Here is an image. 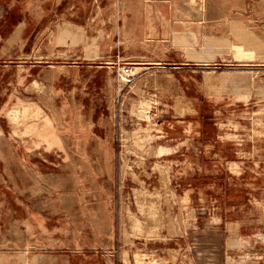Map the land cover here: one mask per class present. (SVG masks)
Instances as JSON below:
<instances>
[{"label": "rangeland", "instance_id": "374dc122", "mask_svg": "<svg viewBox=\"0 0 264 264\" xmlns=\"http://www.w3.org/2000/svg\"><path fill=\"white\" fill-rule=\"evenodd\" d=\"M30 3L0 44V264L264 253V0Z\"/></svg>", "mask_w": 264, "mask_h": 264}, {"label": "crops", "instance_id": "0c3cea01", "mask_svg": "<svg viewBox=\"0 0 264 264\" xmlns=\"http://www.w3.org/2000/svg\"><path fill=\"white\" fill-rule=\"evenodd\" d=\"M31 1L32 0H21L20 8L18 6L19 2L17 4L15 0H12V2H10L9 4H6V3L4 4L5 5L4 9L0 13V31L4 33L3 30H1V28L6 27L7 29H6V33H4L5 34L4 38L0 34V44H2V46H5L7 44L6 45L7 49L5 50H11L15 46H18L19 36L22 35V33L24 32L25 26L28 25L25 20L26 14H27L26 12L28 9L25 7V5H32L30 3ZM53 19H54V16L51 18V20ZM49 22H52V21H49ZM47 25L48 24H45V26ZM41 29L42 28L39 29V32L41 31ZM58 29L60 30V26H58ZM43 32L44 30L42 31V33ZM33 35L35 37L37 33L35 32L33 33ZM59 42L61 43V39H59ZM53 44H55V37H53ZM222 222L223 220L221 218L220 223H218V225L220 224V228H221ZM242 222H239V221L236 222L237 230L239 233L244 229V224ZM231 224H232L231 222H225L222 225V227L224 228V231H226L227 234L230 230ZM226 241H227V236H226ZM248 254L250 257L249 258L245 257ZM59 258L62 260V262H64L62 264H68V258L66 259L65 256L58 257V259ZM193 264L195 263L193 262ZM220 264H264V253H261L260 251H255L251 253L240 252L239 254V252H236V254L234 253L232 255L230 252L226 250L224 258H222V255L220 256Z\"/></svg>", "mask_w": 264, "mask_h": 264}]
</instances>
